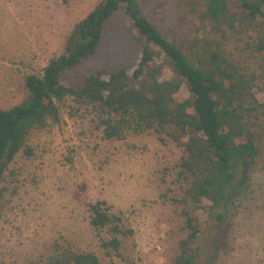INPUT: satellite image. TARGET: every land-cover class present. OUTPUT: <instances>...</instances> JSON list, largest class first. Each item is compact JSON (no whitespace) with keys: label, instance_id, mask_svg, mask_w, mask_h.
Segmentation results:
<instances>
[{"label":"rangeland","instance_id":"1","mask_svg":"<svg viewBox=\"0 0 264 264\" xmlns=\"http://www.w3.org/2000/svg\"><path fill=\"white\" fill-rule=\"evenodd\" d=\"M101 0H0V107L27 97L25 76L42 73L67 35ZM144 13L198 66L235 73L260 153L245 186L209 211L184 198L182 148L153 133L103 137L95 107L70 98L59 123L32 133V152L10 166L0 203V264H51L67 250L94 252L104 264H172L187 237L186 211L197 218V264H264V49L257 28L231 29L204 18L206 0H139ZM230 11H238L230 5ZM241 15V14H239ZM262 33V32H261ZM136 29L122 8L104 44L78 71L135 59ZM222 75V74H221ZM183 94H189L186 85ZM106 200L133 234L116 253L102 246L107 230L90 224L88 202ZM221 215V216H219Z\"/></svg>","mask_w":264,"mask_h":264},{"label":"trees","instance_id":"2","mask_svg":"<svg viewBox=\"0 0 264 264\" xmlns=\"http://www.w3.org/2000/svg\"><path fill=\"white\" fill-rule=\"evenodd\" d=\"M232 3L238 11H230ZM122 8L136 29L138 55L111 68L79 72L101 49L108 23ZM202 16L231 29L257 28L261 34L258 47L264 49V0H206ZM221 74L196 65L144 13L139 0L99 1L75 24L62 52L49 59L42 73L25 76L27 97L0 107V203L11 164L21 152H32L28 143L32 133L59 123L63 102L72 98L95 107L105 139L153 133L163 144L174 142L183 152L178 175L185 184V200L206 202L209 211L222 206L246 185L260 149L250 119L255 107L252 101L246 104L250 86L233 72ZM87 206L90 224L109 234L102 246L117 253L120 236L133 234V229L106 200ZM185 228L188 235L180 240V252L172 264H197L199 247L191 245L200 239L201 230L188 211ZM51 264L104 263L94 252L67 250Z\"/></svg>","mask_w":264,"mask_h":264}]
</instances>
